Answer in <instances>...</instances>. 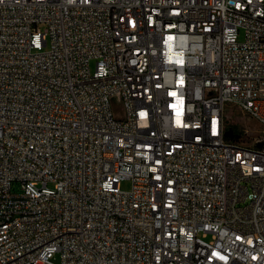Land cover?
I'll return each mask as SVG.
<instances>
[{
	"label": "built area",
	"instance_id": "obj_1",
	"mask_svg": "<svg viewBox=\"0 0 264 264\" xmlns=\"http://www.w3.org/2000/svg\"><path fill=\"white\" fill-rule=\"evenodd\" d=\"M0 264H264V0H0Z\"/></svg>",
	"mask_w": 264,
	"mask_h": 264
},
{
	"label": "rangeland",
	"instance_id": "obj_2",
	"mask_svg": "<svg viewBox=\"0 0 264 264\" xmlns=\"http://www.w3.org/2000/svg\"><path fill=\"white\" fill-rule=\"evenodd\" d=\"M95 62H91V66L94 67ZM227 112L230 116L228 119L227 129L229 136L232 140L243 143L252 144L256 137L260 133L261 126L259 122L249 116L237 113L232 107L228 106ZM121 187L124 190L131 188V181L125 180L121 183ZM15 191H19L18 187H15Z\"/></svg>",
	"mask_w": 264,
	"mask_h": 264
}]
</instances>
